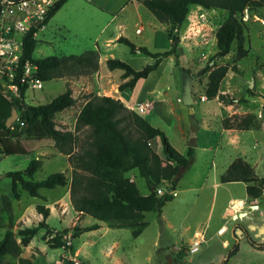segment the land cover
Listing matches in <instances>:
<instances>
[{
  "label": "rangeland",
  "instance_id": "374dc122",
  "mask_svg": "<svg viewBox=\"0 0 264 264\" xmlns=\"http://www.w3.org/2000/svg\"><path fill=\"white\" fill-rule=\"evenodd\" d=\"M57 1L36 0V3ZM129 1L134 2L95 0L108 7L107 12H101L100 8L95 5L94 8L86 0H70L46 29H41L37 35L36 58L80 57L87 51L95 53L93 61L96 67L98 65L96 71L92 66L78 67L83 75L56 79L43 83L42 87L36 85L33 77H27L29 89L24 100L26 106L48 104L66 89L72 90L75 106L56 114L54 121L57 129L72 132L77 138L74 153L87 141L86 130L78 132L76 125L81 109L90 98L133 97L130 91L119 92V85L124 83L122 71H110L106 61L118 59L134 69L146 66L142 58L147 57L131 55L129 47L117 40L126 37L138 47H147L156 52L153 46L159 49L166 46L161 30L176 32L170 25L159 23L139 2ZM25 16L26 13L15 4L0 0V27L4 22L12 23ZM241 20L247 27L249 38L246 48L252 49L247 58L236 62V43L229 56L217 57L214 40L216 29L204 26L208 22L204 14L197 15L177 29L180 61L189 74L181 75L175 67L174 58H170L172 64L163 67L162 77L155 87L154 81L158 75L149 77L146 86L147 90L154 87L151 94L134 95V99L137 96V112L140 115L153 113L152 117H144L150 118L154 127L166 134L178 152L186 154L195 134L197 138L195 160L179 181L176 191L171 192V185L167 182L159 188L162 194L171 192L174 200L166 203L161 216L154 212L145 214L144 222L149 225L140 237L134 238L129 229H116L100 222L99 230L86 232L72 240L75 227L83 229L97 222L77 213L72 206L69 189L73 169L70 156L61 154L52 139L38 140L25 134L12 139L9 133L0 131V241L7 231H12L20 242V230L38 226L43 221L37 207L44 206L50 209L46 222L55 230V234L69 230L65 239L73 245L74 252L52 249L48 244L47 231L42 228L29 246L22 248L20 256L35 264H264V251L256 250L250 244L251 241L264 245V190L258 202L249 200L246 203V218L240 219L235 215L237 219H233V211L238 212L235 203L230 212L220 217L230 198H244L246 195L243 183H220V177L234 161L242 158L254 167L257 176L264 177V8L259 13L245 11ZM136 29L140 30L137 34ZM220 66L230 68L219 89V95L223 98L218 96L208 101L205 93L209 73L206 70ZM15 70L16 66L12 63L3 62L0 65V91L9 97L17 92L11 85ZM187 82L190 83L194 100L191 106L183 103ZM202 97L206 98L205 101L201 100ZM140 101L142 103L138 104ZM167 103L171 115L164 114V104ZM246 114L256 117L253 129H223L224 119ZM19 120L18 114L13 125ZM22 128L20 125L19 131L23 133ZM152 145L162 156L160 140L155 139ZM33 160L41 162L35 181H42L55 173H64L68 186L41 190L39 197H31L19 188V197H16L11 179L6 174L24 171ZM127 176L133 179L142 194H150L146 181L140 176L134 172ZM216 183L220 184L216 186ZM219 220L226 222V226L218 228L216 224ZM196 231L202 233L206 242L196 253L190 254ZM227 259L229 261L226 262ZM3 264H19V258L8 256Z\"/></svg>",
  "mask_w": 264,
  "mask_h": 264
},
{
  "label": "trees",
  "instance_id": "16d2710c",
  "mask_svg": "<svg viewBox=\"0 0 264 264\" xmlns=\"http://www.w3.org/2000/svg\"><path fill=\"white\" fill-rule=\"evenodd\" d=\"M21 3L28 0H7ZM70 0H58L47 11L44 18L35 22L23 39V52L11 85L17 89L16 95L9 97L0 91V131H6L12 139L22 134L38 140L52 139L57 150L70 156L72 178L70 183V200L74 210L82 216H89L97 223L87 228L75 227L71 239L79 238L86 232L100 229L98 223H106L112 228L129 229L134 238L142 235L149 223L144 222L145 214L154 212L161 216L166 203L174 200L171 192L176 191L179 181L189 170L195 160V148L188 147L186 154L178 152L169 142L166 134L154 127L149 120L137 111L129 109L120 99L109 96L90 98L81 109L76 130L87 132V141L74 153L73 147L77 138L72 132L57 129L54 121L56 114L69 109L76 104L70 88L52 100L39 106L24 104L26 92L29 89L28 80L22 82L24 66L29 63L35 67V81L48 83L56 79L83 75L79 68L94 67V51H87L83 56H50L36 58L38 47L36 35L49 24L53 17ZM142 4L163 25H170L166 30L170 49L164 52L152 51L147 47H138L126 37H120L117 42L126 45L131 55L150 57L154 64L136 70L126 62L118 59H108L106 66L110 71H122L124 83L118 87L119 92L133 91L140 81L147 80L161 63L168 58H174L175 67L181 75H187L180 61V37L177 29L187 20L191 8L198 6L204 10L225 11L226 21L216 33L217 54L219 58L229 56L233 46L237 44L236 62L247 58L250 51L246 48L248 42L247 27L241 20L245 11L257 12L264 8V0H134ZM132 2V1H129ZM95 6L107 12L108 7L95 2ZM98 60V59H97ZM236 71L235 65L233 66ZM229 66L209 68V84L206 90L208 101L219 95L222 81L229 72ZM20 115L18 123L8 128L6 123L12 116L13 110ZM20 125L23 133L19 131ZM256 125L253 114L234 115L223 120L224 130L248 131ZM159 139L162 146V157L152 147L151 141ZM41 168V162L33 160L24 171L8 172L6 177L11 179L12 191L19 197V188L39 197L41 190H54L68 186L64 173H55L42 181H35V176ZM137 169L141 178L146 181L150 194H141L136 183L126 177L128 172ZM170 183L171 192L162 195L158 193L160 186ZM220 183H243L250 200H259L263 196L264 177H259L255 169L247 161L238 158L225 174L220 177ZM43 221L31 228L19 231L20 242L12 231H7L0 241V264L8 256L19 258V264H35L29 259L21 258L22 248L28 247L42 228L49 236L48 244L52 249H65L74 252L73 245L65 239L69 230L55 234L46 222L50 217V209L37 207ZM256 250L264 251V245H256L250 241ZM238 251V248L232 253Z\"/></svg>",
  "mask_w": 264,
  "mask_h": 264
},
{
  "label": "crops",
  "instance_id": "0c3cea01",
  "mask_svg": "<svg viewBox=\"0 0 264 264\" xmlns=\"http://www.w3.org/2000/svg\"><path fill=\"white\" fill-rule=\"evenodd\" d=\"M86 2L87 3H89L91 6H93L94 8H96L94 5H95V0H86ZM136 1H134V2H132V3H135ZM138 3V2H137ZM99 10V9H98ZM101 12H105V11H103V10H100ZM203 11V12H202ZM193 13H194V15H193ZM201 14H204V16H205V20H206V18H207V21L208 22H206L205 24H204V26H207V27H209V28H211V29H213V28H215L216 29V33H217V31H218V29L221 27V25L226 21V19H227V13L226 12H223V11H216V10H211V11H207V10H204V9H202L201 7H198V6H195V7H192L191 8V11H190V14H189V16H188V19L187 20H191V19H193L194 18V16H200ZM57 15V14H56ZM55 15V16H56ZM54 16V17H55ZM53 17V18H54ZM198 21H202L201 19H198ZM50 23V22H49ZM44 29H46V26L44 27ZM137 30L138 29H136V34H137ZM164 31V32H163ZM161 33H162V36H163V38L165 39V42H166V46H165V49H159L158 47H155V46H153V48L152 49H155V50H157V51H161V52H164V51H167V50H169L170 49V42H169V40H168V36H167V34H166V30H161ZM156 34L158 35L159 34V32H157L156 31ZM38 35V34H37ZM37 35H36V38H37ZM214 40H215V45L217 44V40H216V35H215V38H214ZM216 47H217V45H216ZM250 51V54H251V52H252V49L251 50H249ZM249 54V55H250ZM185 56L187 57V54H185ZM142 59H144L145 60V65L147 66V65H150V64H154V62H155V60L154 59H152V58H142ZM172 62H173V60H170V58H168V59H165L162 63H161V65H160V67L155 71V72H153V73H151L150 74V76H154L155 74H157L158 75V77L155 79V81H154V87L156 86V84H157V80L158 79H160V77H162V74H163V67L164 66H166V65H170V64H172ZM144 68V67H143ZM142 68V69H143ZM142 69H136V70H142ZM149 76V77H150ZM149 79V78H148ZM148 79L147 80H143V81H140L138 84H137V86L135 87V89L133 90V91H130V93L131 94H133L132 96L133 97H130V98H119L129 109H131V110H135V111H138V107H137V103H136V98H137V96H136V98L134 99V95H139V94H141V93H143V96H145V95H147V94H151V92H152V90H153V88H152V90H147V86H146V83L148 82ZM42 85V84H41ZM140 88V89H139ZM140 91V92H139ZM139 92V93H138ZM118 99V98H117ZM139 103H142V101H140V102H138V104ZM167 106H168V103H167V105L166 104H164V114H166L167 113V115H171V109L170 108H167ZM138 108V109H137ZM150 116V117H152V115H153V113H149V114H142V116ZM147 120H149L150 122H151V124L153 125V126H155L154 124H153V122L151 121V119L150 118H146ZM154 141V140H153ZM153 141H151V145H152V142ZM153 146V145H152ZM183 154H185V153H183ZM131 172H134V174L135 175H138V176H140V174H139V171L137 170V169H135V170H132ZM131 172H128L127 174H129V173H131ZM127 174H126V177H128L127 176ZM140 178H141V176H140ZM143 179V178H142ZM132 181H133V179H131ZM137 180V179H136ZM144 180V179H143ZM220 183H216V186H218ZM223 184V183H222ZM244 186H245V189H246V185L244 184ZM142 194V193H141ZM142 195H144V196H147V195H149V193H144V194H142ZM249 198L247 197V194L245 195V197L244 198H230L229 199V201H228V205L226 206V208L224 209V211H223V213H222V215L220 216V217H224L225 216V214H226V212H230V210H232V208H233V206H234V203H235V205H237L236 206V208H238V212L237 211H233V213H232V215H233V219L235 220V219H237V217L235 216V215H238L239 216V218L240 219H244V218H246L247 217V213H245V211H246V203L247 202H249ZM251 202H253L254 203V201L255 202H258V200H250ZM235 207V206H234ZM255 210H257V209H255ZM217 225V227L218 228H220L222 225H224V226H226V222H222V220H219V222L216 224ZM228 227H226V229H227ZM197 234H199L200 236L202 235V233H200V232H198V231H196L195 233H194V242L197 240V237H199V236H197ZM203 236V235H202ZM204 237V236H203ZM198 240H199V238H198ZM227 243H228V240H225ZM236 241H237V245H239L238 244V239H236ZM193 242V243H194ZM206 242V241H205ZM224 251V250H223ZM227 261H229L228 259L226 260V262Z\"/></svg>",
  "mask_w": 264,
  "mask_h": 264
},
{
  "label": "built area",
  "instance_id": "2783aa9c",
  "mask_svg": "<svg viewBox=\"0 0 264 264\" xmlns=\"http://www.w3.org/2000/svg\"><path fill=\"white\" fill-rule=\"evenodd\" d=\"M9 2V1H7ZM11 5H16V7L20 8L21 11L26 13V16L22 19H17L14 22H4L0 27V65L3 62L12 63L18 68V64L23 52V39L25 34L29 31L31 26L44 18L47 11L54 5V3L45 2L44 4H37L36 0H28L21 3H13L9 2ZM34 6V8H32ZM14 12V11H13ZM263 25H264V21ZM137 31V33H139ZM16 71V70H15ZM35 72V67L31 66L27 63L24 66V75L22 78V82H27V77H33V73ZM34 79V78H33ZM43 83L36 81V85L38 87H42ZM205 97H202L201 100L205 101ZM139 111V109H138ZM140 111H143L140 108ZM160 195H162L161 191H158ZM199 238V240H198ZM205 237L202 235L197 237V240L192 244L189 249V253L193 254L199 250V247L203 242H205Z\"/></svg>",
  "mask_w": 264,
  "mask_h": 264
},
{
  "label": "water",
  "instance_id": "95a60500",
  "mask_svg": "<svg viewBox=\"0 0 264 264\" xmlns=\"http://www.w3.org/2000/svg\"><path fill=\"white\" fill-rule=\"evenodd\" d=\"M183 103L187 106H191L192 104H194V100L191 96V89H190V83L189 82H187L185 87H184ZM17 117H18V113L14 109L12 112V116L8 119V121L6 123V126L8 128L12 127L13 123L17 120ZM196 146H197V138H196V134H195L194 138L192 140V143L190 144L189 147L195 148Z\"/></svg>",
  "mask_w": 264,
  "mask_h": 264
}]
</instances>
